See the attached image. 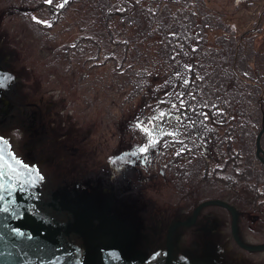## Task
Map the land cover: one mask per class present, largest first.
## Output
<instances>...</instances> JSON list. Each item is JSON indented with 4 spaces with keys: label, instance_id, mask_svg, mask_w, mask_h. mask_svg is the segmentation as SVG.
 Instances as JSON below:
<instances>
[{
    "label": "trees",
    "instance_id": "1",
    "mask_svg": "<svg viewBox=\"0 0 264 264\" xmlns=\"http://www.w3.org/2000/svg\"><path fill=\"white\" fill-rule=\"evenodd\" d=\"M200 7L196 0H53L52 4L45 0H0V48L12 52L9 65L14 68L10 71L21 80L18 90L14 87L11 92L12 102L31 104L26 103L28 97H38L47 89L50 80L41 66L53 70L67 84V91L73 89L72 95L79 92V98L87 104L90 102L83 98L87 92L79 90L102 91L104 85H109L107 95L98 93L109 99L107 122L99 123H106L118 138L124 132L128 140L125 146L144 157L167 183L170 199L162 203L166 205H158L164 215L169 206L194 205L180 198L186 188L181 184L186 181L192 161L197 172L205 160L198 150V157L192 160L190 151L197 147V141L203 144L209 134L213 141L218 139L220 122L215 121L223 108L222 91L213 90L217 85H209V75L217 77L221 72L223 89L230 90L228 94L232 96L239 91L241 81L247 83L237 66L240 46L244 50L238 38L230 54H210L203 50L205 33L191 32L189 25L193 21L189 19L195 16L212 23L213 28L206 26L207 30L220 28L214 18L199 11ZM174 9L179 14L175 22ZM132 26L137 28L135 32ZM154 33L162 39L154 37L149 41ZM217 34L226 39L223 29ZM42 45L46 53H35ZM72 71L76 75L72 76ZM119 89L124 92L122 98L111 100L109 96ZM128 102L132 111L120 123L116 110ZM16 111L9 118L14 123L21 113ZM97 119L100 121V113ZM62 129L57 119L49 137L54 138ZM54 142L59 143L55 138Z\"/></svg>",
    "mask_w": 264,
    "mask_h": 264
},
{
    "label": "rangeland",
    "instance_id": "2",
    "mask_svg": "<svg viewBox=\"0 0 264 264\" xmlns=\"http://www.w3.org/2000/svg\"><path fill=\"white\" fill-rule=\"evenodd\" d=\"M196 1L199 2L202 6L199 8V11L206 12L208 14L207 18H214L216 26H219V29H223L224 33H226L225 39L221 34L220 36H218L217 33L219 29H215L214 31L207 30L206 26H210V28H213L212 23L209 20H200L196 16L195 17L197 19L195 17H190L189 21H193L192 24L189 25V27L192 29L191 32L193 33L203 31L201 32V35L205 33V38L207 41L203 50L209 51L210 54H215L214 51H217L218 53L220 52V54H230V52H232L231 47L238 38L239 42L244 46V50L242 46H240L241 56L238 57V68L251 75L252 71L249 72V69L255 71L258 70L261 74H264V0ZM172 10L173 9L171 8L169 9V11L171 12ZM178 16L179 14L174 9V22ZM11 26L13 27V25ZM11 26L10 29H12ZM132 27V31L135 32L137 28H135V26ZM190 35L192 36V34ZM230 35H232V41L229 40ZM17 36L18 32L14 35V38H16ZM154 37L155 39H162L159 34L154 33L148 40L152 41ZM146 43H148L147 40ZM150 45L152 44L150 43ZM43 47L44 46L42 45L41 48L37 49V52L35 53H46L42 49ZM140 47L146 48V46ZM34 66L37 65L34 64ZM6 67L7 68L5 69L4 73L6 74V76L11 77L9 84L13 80L20 81V78L17 75L13 74L14 72H10V74H8L10 66L6 65ZM41 69L45 72L46 79L50 80V83H48L47 87L48 89L41 93L38 97H28L26 103L30 102L31 104L25 105V107H22V109H20V102H16L15 104H13V106L17 104L16 106L20 109L21 112L35 117L33 127L37 128L39 133L34 138V153L36 157L39 158V160L37 162L30 163L28 162L29 159L25 158L24 153H20L18 151L16 143H19L18 141L20 140H22L23 142L26 140L22 137V129L13 127L7 135L12 140L9 145V149L14 157V162L18 163L23 173V175H21V179L26 177L28 174L30 175L34 173L36 185H39L40 182L42 183V186L48 185L51 187V189L54 188L57 189V191H62L61 183L64 179L72 181L74 178H78V174L83 175L81 173V170L83 168H86V170L84 171L85 176L83 178L88 175H90V178L92 179L95 178V181H97L98 192L87 190L88 193H83L82 197L85 200L93 199L95 205L94 208L99 214L104 211H111L113 213V222L115 224H119L118 230L122 233V235L127 233V230H130L131 224L137 222L138 220L142 221L144 217L145 220H150V225L151 223L155 222V220L157 221L158 218V224L152 225L153 242L151 241V238L142 240L138 239V241H136V247L140 250L139 255L126 256H128L129 258L141 256L143 255V250H146L149 246H156L159 251L158 254L163 255L164 233L166 230V226H168L169 223L175 219L189 216L191 214V210L182 205L178 207L169 206L168 213L164 215V211H162L158 207V205H166V203H162L167 199H170L171 191H169L167 183L164 180L162 181L161 178L157 175L153 177V175L150 174L153 173V171L149 167H146V171L140 172L137 170V172L135 168L139 169L138 157L123 155L120 159L116 160L117 156L114 158V155H117L119 152H121L124 146L127 145L128 140L126 138L127 135L124 134V132L121 133L120 137L118 138V133H114L109 128H107L106 123H99L101 122V120L107 122L105 110L106 105H108L107 103L109 102V99L108 97H99L98 93H102L103 91L107 95L109 91V85H104L102 91L97 89H94L93 91L92 88L79 90L80 92H87V95L83 97L90 102V104H87L85 100L79 98V92H76V94L72 95L71 92L73 91V89L67 91V84L63 81H60L61 79L58 78L57 74L53 70L46 69L44 66H41ZM212 69H214V67ZM0 73L3 72L0 71ZM11 74H13L14 77ZM74 74L76 75V73L72 71L71 75L74 76ZM217 75V77H215V74L209 75V85H217V87L215 89L213 88V90L222 91L221 94H224L226 95V97H228V93L230 90L227 91L223 89L224 82L220 79L222 78L221 75L223 74L221 72H218ZM206 87L208 88L207 83ZM246 90L247 89L243 87L242 91ZM111 92H115V90H112ZM122 93L124 92H122L121 90L116 91L109 97L114 101L115 99L122 98V96L124 95H122ZM212 96H214V94H212ZM72 99L75 100V104H73ZM39 103L42 104L41 107ZM129 105L132 106V104H129L128 102L127 105H120V108H117V118L120 123L125 120L126 116L130 115L132 110ZM61 106H64V110L62 112H58L57 118L55 119L56 121L58 119V122L63 128V132L65 133L63 135L66 136H64V138L63 135H60V138L65 139L63 146L69 147L70 151L72 150V152L77 149L79 153H82L81 156L83 157V159H87V163H84L86 161L79 163L76 169L73 168V162H71V159H65V157L61 156L63 147L60 144V141H57L59 143H53V138L49 137L50 135L48 133V131L50 130V126L54 124L53 120L54 116L57 113L56 110ZM98 113H100V121L97 119ZM30 116H26L25 119ZM120 130L121 129H118V131ZM93 149H96L97 152ZM125 151L130 152L133 151V149L129 148ZM93 158L96 161L92 162ZM25 165H27V167H25ZM95 166H97V168H95ZM146 166H148V164ZM37 169L39 170L40 176L43 177L42 180L36 176V172L34 170ZM111 175L116 183L122 185L120 192L116 191L114 188H112L110 192V189L108 187L111 185L109 183V177ZM139 177L143 181L140 180L138 181V183L142 185V191L146 193L143 197H141L136 192L133 191L132 193V190H127L125 188V184L127 183L128 179L135 180ZM143 177L145 180L143 179ZM158 182L163 183V189L159 191L153 190V187L151 186L154 185V183ZM138 186H136V188H138ZM147 193L149 194L147 195ZM147 199H149V201L154 200L153 207L151 202L146 201ZM0 203H5V200H0ZM36 205L37 210H40L42 213V215L39 214L38 219L41 223V227H43L44 224L47 227H50V231L53 232L54 230H57L58 227L69 228V225L72 224L68 223L71 218V214L66 210H64V212H60V206H57L56 211L54 209L52 210L51 206V211H49V209L44 208V203L42 201L36 200ZM134 210H139V212H137L138 220L134 219L133 222L130 223L128 221V218L132 216ZM122 213L125 214L124 219H122ZM209 213L213 217L204 216ZM161 215L163 216V218L159 219L161 218ZM205 217L207 218L206 220ZM197 219V225L178 227L175 230L173 245L174 252L172 261L174 264H186L187 257L184 256V253H186L189 257H192V255H200L198 246H200V244H203V250H205V247H211L209 244H207V242H209V240L216 242V240H219L218 237L221 241L223 240V245L226 248L231 247L230 255L236 254L235 259L232 258V260L238 261L242 257H246L247 260L245 261L249 262V264H264V250L253 252L242 250L233 242L232 238L229 236L230 233L228 230L230 219L227 215V211L224 208L216 204L205 205L198 215ZM215 225H217L218 231L222 236L211 235L210 237H208V239H206L204 229L214 227ZM137 227L138 224H135L133 226V230H136ZM137 233L140 237L139 231ZM246 236L247 238H249V240H252V238L248 234H246ZM136 238L137 235L134 239H130L129 235H127V238L124 237L123 239H120L121 242L117 245H123V248L125 249L128 248L127 250L130 253L132 252V249H134L132 243L135 244L134 241ZM126 239L129 242H127ZM84 241L85 240H83V242ZM67 249L69 252L73 251L72 244L69 242H67ZM10 250L12 252L9 253V255H17L20 259H25V251H22L19 248L12 247H10ZM217 251L221 250L217 247L215 248V253ZM114 252H118V247L114 249ZM207 253L209 255H213V252L211 251L205 252L206 255H208ZM73 257L74 259L79 258L80 260L82 258V256L80 255H73ZM0 260H5V257L1 255Z\"/></svg>",
    "mask_w": 264,
    "mask_h": 264
},
{
    "label": "water",
    "instance_id": "3",
    "mask_svg": "<svg viewBox=\"0 0 264 264\" xmlns=\"http://www.w3.org/2000/svg\"><path fill=\"white\" fill-rule=\"evenodd\" d=\"M2 41L3 36L0 35V45L2 44ZM11 59L12 52L4 47L0 48V71L3 72L0 73V76L6 75L4 73L7 68L6 65L10 66ZM11 67L12 66H10V68ZM10 80H8L4 86L0 87V196L5 200V203H0V257L1 255L5 257V260H0V264H174L172 261L175 230L178 227L197 225V214L202 207L208 204L222 205L228 209L230 214V224L228 229L230 233L229 236L238 247L242 250L251 252L264 250V242H255L252 240L244 241L240 238L237 233V212L235 207L224 199L214 197L201 200L193 207L189 216L175 219L166 226L163 255L158 254L159 251L156 246H149L146 250H143V255L141 256H135L132 258L126 256L139 255L140 250L136 247V241H138V239L142 240L151 238V241L153 242L152 225L158 224V218L157 221L155 220V222L150 225V220H145V217L142 221L138 220L137 212H139V210H134L132 216L128 218V221L130 223H132L134 219L138 221L131 224L130 230H127V233L122 235L118 230L119 224L113 222V213L111 211L108 210L99 214L94 208V200H85L82 197L83 193H88L87 190L98 192L97 181H95V178H90V175L83 178L85 176L84 171L86 168L81 170L83 175L78 174V178H74L72 181L64 179L61 183L62 191H57V189L54 188L51 189L48 185L42 186V183L40 182L39 185H36L34 173L30 175L28 174L21 179L23 173L18 163L14 162V157L9 149L12 140L7 135L13 127H18L23 130L22 137L26 140L24 142L22 140L18 141L19 143H16V146L18 151L24 153L25 158L29 159L28 162L33 163L39 160L34 153V138L39 132L37 128L33 127L35 117L20 111V109L25 106L20 104V109L16 106L17 104L13 106L15 103L12 102L10 95L11 92H13L14 87L18 90L17 88L19 87L21 80H13L9 84ZM16 110H19L21 113L17 121L14 123L13 120H10L9 118L12 117V112L17 113ZM63 110L64 106H61L58 109V112H62ZM26 116H30L27 118L28 121L25 120ZM53 123L52 126L49 124L50 130H53L55 127V122ZM63 134L65 133H57L54 136L55 140H65L64 138L66 136ZM60 135L65 137L62 139L60 138ZM62 147V153L68 155L65 159H71L74 169L78 167L79 163L84 161H86L84 163H87V159L85 158L84 160L81 156L82 153H79L77 149L72 152L69 147ZM129 148L131 147L124 146L121 152L114 155V158L117 156V160L123 155L138 157L139 169L135 168V170L142 172L146 171V167H149L153 171V173L150 174L155 177L157 174L153 170V166H146L147 163L144 160V157L137 156L134 150L126 152L125 150ZM93 150L97 152L96 149ZM94 161L96 160L93 158L92 162ZM95 168H97V166H95ZM140 180L143 181L140 177L135 180L128 179L125 188L127 190H132V193L134 191L143 197L146 193L142 191V185L138 183ZM109 183L111 184L108 187L110 192L112 188L120 192L122 185L116 183L113 180L112 175L109 177ZM162 185L163 183L158 182L154 183L151 187H153V190L159 191L163 189ZM136 186H138V188H136ZM148 194L149 193H147V195ZM36 200L42 201L44 203V208L49 209V211H51V206L52 210L54 209L55 211L57 210V206H60V212H64V210L69 212L71 218L68 223H72L69 225L70 227H58L57 230L53 229V232L50 231V227H47L43 223V227H41V223L38 219L39 214L42 215V213L40 210H37ZM146 201L151 202L153 207L154 200L149 201V199H147ZM5 207H8L10 210L8 212L3 211ZM13 209L15 212L22 213V218L15 216L12 211ZM162 215L159 219L163 218ZM204 216L213 217L210 213ZM124 218L125 214L122 213V219ZM206 219L207 218L205 217V220ZM135 224H138V227L136 230H133ZM217 225L204 229L206 239L211 235H221L218 231ZM14 229H19L20 232L25 235H17ZM138 231L140 237L137 233ZM127 235H129L130 239H134L137 235V238L134 241L135 244L132 243L134 249H132V252L130 253L127 250L128 248L125 249L123 248V245H117L120 244V239H123L124 237L127 238ZM218 239L219 240H216V242L219 243L209 240L207 244L211 247L207 246L205 247V250H203L204 245L200 244V246H198L200 255H192V257H189L184 253V256L187 257L186 264H249V262L245 261L247 260L246 257H242L238 261L232 260V258L235 259L236 254L230 255L231 247L226 248L223 245V240L221 241L219 237ZM83 240L85 241L83 242ZM67 242L72 244V252L68 251ZM10 247L19 248L22 251H25V259L22 260L17 255H9V253L12 252ZM116 247H118L117 253L114 252ZM217 247L221 251L215 253V248ZM207 250L213 252V255H209L208 253V255H206L205 252H208ZM73 255H80L82 258L81 260L79 258L74 259Z\"/></svg>",
    "mask_w": 264,
    "mask_h": 264
},
{
    "label": "flooded vegetation",
    "instance_id": "4",
    "mask_svg": "<svg viewBox=\"0 0 264 264\" xmlns=\"http://www.w3.org/2000/svg\"><path fill=\"white\" fill-rule=\"evenodd\" d=\"M239 70L247 83L241 81L233 97L221 94L223 108L215 121L220 122L218 139L213 141L209 134L203 144L197 141V147L191 149L192 160L198 157V150L205 164L196 172L197 165L192 161L186 181L181 184L186 188L180 198L194 204L188 207L191 211L201 200L224 199L236 209L240 238L249 241L248 234L253 241L264 242V74ZM243 87L247 90L242 91ZM219 206L230 219L228 209Z\"/></svg>",
    "mask_w": 264,
    "mask_h": 264
},
{
    "label": "snow or ice",
    "instance_id": "5",
    "mask_svg": "<svg viewBox=\"0 0 264 264\" xmlns=\"http://www.w3.org/2000/svg\"><path fill=\"white\" fill-rule=\"evenodd\" d=\"M47 3L52 4V3H53V0H47ZM59 6H60V7H63L62 4L59 5ZM10 79H11V77L6 76V75L0 76V87L4 86L5 83H6L8 80H10ZM141 151H146V149H141ZM25 167H27V165H25ZM34 171L36 172V176H37L39 179L42 180L43 177L40 176V174H39V170L37 169V170H34ZM2 199H3V197L0 196V200H2ZM13 203H14V202H13ZM9 210H10V209H9L8 207H5V208L3 209V211H5V212H8ZM12 211H13V213H14L15 216H19L20 218H22V213L15 212L14 209H13ZM14 231L17 233V235H20V236L25 235L24 233L20 232L19 229H14ZM157 255H158V254H157Z\"/></svg>",
    "mask_w": 264,
    "mask_h": 264
}]
</instances>
